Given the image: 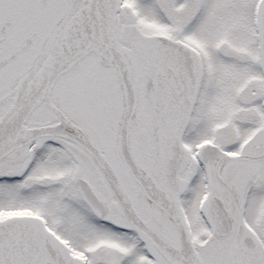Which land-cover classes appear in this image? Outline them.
Instances as JSON below:
<instances>
[{"label":"snow or ice","instance_id":"6c2138e0","mask_svg":"<svg viewBox=\"0 0 264 264\" xmlns=\"http://www.w3.org/2000/svg\"><path fill=\"white\" fill-rule=\"evenodd\" d=\"M0 264H264V0H0Z\"/></svg>","mask_w":264,"mask_h":264}]
</instances>
